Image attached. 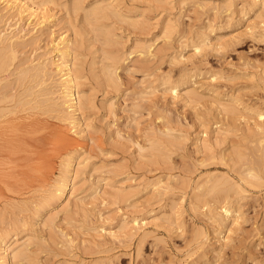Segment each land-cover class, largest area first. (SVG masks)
I'll list each match as a JSON object with an SVG mask.
<instances>
[{
  "label": "rangeland",
  "instance_id": "1",
  "mask_svg": "<svg viewBox=\"0 0 264 264\" xmlns=\"http://www.w3.org/2000/svg\"><path fill=\"white\" fill-rule=\"evenodd\" d=\"M11 1L0 3V237L18 235L23 254L3 264H264L262 5ZM67 39L84 95L73 120L55 67ZM71 151L74 183L46 199Z\"/></svg>",
  "mask_w": 264,
  "mask_h": 264
},
{
  "label": "bare ground",
  "instance_id": "2",
  "mask_svg": "<svg viewBox=\"0 0 264 264\" xmlns=\"http://www.w3.org/2000/svg\"><path fill=\"white\" fill-rule=\"evenodd\" d=\"M2 1H5V0H0V3ZM7 1H11V0H7ZM12 2V1H11ZM21 5V8L23 11H26L27 13H29L30 15H34L35 13V10L36 8L34 7V3L33 2H27V1H24V2H20L19 3ZM256 4H261L262 7L264 8V0H257L256 1ZM260 5V6H261ZM102 9V8H101ZM93 12H96V11H93ZM2 37V36H1ZM10 42L12 43V38L13 36L10 35V37L8 36ZM3 39V38H2ZM5 39V38H4ZM7 39V38H6ZM64 39V38H63ZM8 40V41H9ZM64 41V40H63ZM70 39H67L64 41V45L62 46V50L60 51V57L57 58L59 60V62L56 63L55 67L57 68L58 72L60 73V76H59V82H60V95L58 94V98L60 96V98H62V104H65L67 108H70L67 110V115H68V118H72L73 120V117L75 115H77V113L79 112L78 111V106L80 105V103H82L83 101V97L84 95L82 96V91L80 90L78 84L76 83V73H75V69L73 68L71 62H70V56L72 57L73 55V49L71 48V45H70ZM7 45V44H6ZM11 51H13V47L11 46L10 48ZM14 59V58H13ZM55 62V61H54ZM5 65V63L0 62V67L3 68ZM34 67V66H33ZM26 70V69H25ZM22 72V71H21ZM25 72V71H24ZM27 72V71H26ZM36 74H40L42 73L43 75H46L50 72V66L49 64L47 63H43V64H40V65H37L36 66ZM35 75V74H33ZM52 75V74H51ZM38 77V76H37ZM45 82V81H43ZM39 84V82H38ZM40 85V84H39ZM47 87V86H46ZM52 87V86H51ZM172 89L173 90H176V87L175 86H172ZM48 90V89H47ZM49 93V92H48ZM10 99H12L10 97ZM14 100V99H13ZM4 101V100H3ZM16 101V99H15ZM57 102V101H56ZM31 103V102H30ZM58 103V102H57ZM57 103H51V104H55V106H60L59 104ZM8 104V103H7ZM11 104V103H10ZM27 105V104H26ZM10 106V105H9ZM17 107V106H16ZM65 107V106H63ZM38 108V107H37ZM16 110V109H15ZM25 110V109H24ZM15 112V111H14ZM21 112V111H20ZM27 113V111H26ZM66 113V112H65ZM36 114V113H35ZM80 114V113H79ZM77 115L80 117V115ZM37 115V114H36ZM35 115V116H36ZM64 115V114H63ZM264 115V114H262ZM34 116V117H35ZM75 116V118L77 117ZM66 117V116H65ZM77 117V119L79 118ZM36 118H38V116H36ZM67 118V117H66ZM81 118V117H80ZM61 119V118H60ZM64 118H62L61 120H63ZM75 119V122L76 120ZM71 120V119H69ZM70 122V121H69ZM68 122V123H69ZM72 122V121H71ZM74 123V122H73ZM80 123V122H78ZM77 123V124H78ZM70 124V123H69ZM77 124H74L75 126ZM79 125V124H78ZM65 126V125H64ZM76 128V127H75ZM82 128V127H81ZM74 130V129H72ZM77 130V129H76ZM79 130V129H78ZM83 130V129H82ZM80 131V130H79ZM77 132V133H80V132ZM76 133V131H74ZM83 132V131H81ZM53 134V133H52ZM83 134V133H82ZM82 134H78V135H82ZM68 135V134H67ZM66 135V136H67ZM60 136L64 137V140L67 139V137H65V133H62L60 134ZM75 150V149H74ZM69 152V151H68ZM75 151H71L69 156L66 158L65 162H64V168L62 170V174L60 175V177L57 179L56 183L53 185V188L50 190V193L48 194L47 197H45L46 199H51L52 197H56L58 199H62L64 196L67 195V191H68V188L70 187L71 184L74 183V181H72V177L70 175L71 171H72V168L74 166V160H75ZM42 154V152H41ZM66 157V156H65ZM62 158V157H61ZM30 162V161H29ZM257 175V174H256ZM38 176V175H37ZM251 177V176H250ZM218 180V179H217ZM219 181V180H218ZM218 183V182H217ZM220 185V184H219ZM213 186V185H212ZM211 186V188H212ZM218 186V185H217ZM216 186V187H217ZM241 188V187H240ZM50 189V188H49ZM48 189V190H49ZM214 189V188H213ZM242 189V188H241ZM42 194V193H41ZM41 200V198H40ZM52 200V199H51ZM39 201V200H38ZM50 202V201H49ZM55 202V201H54ZM38 203V202H37ZM45 202H42L41 204H43ZM48 205V204H47ZM37 206V205H36ZM35 206V207H36ZM43 207V206H42ZM38 208V207H37ZM45 208V207H44ZM52 208V207H51ZM226 211V214L229 215L228 213L229 210L228 209H225ZM231 215V214H230ZM14 235L12 236H8V234L4 235L3 237H0V264H3V262H7L8 260V255H9V249H11L12 251V254H13V257L16 258L20 255L23 254V248H18L19 246L17 245V238H18V235H15V237H13ZM14 242V244L12 245V247H10V244H12ZM19 243V242H18Z\"/></svg>",
  "mask_w": 264,
  "mask_h": 264
}]
</instances>
